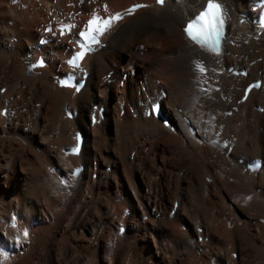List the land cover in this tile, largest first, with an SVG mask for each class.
Here are the masks:
<instances>
[{"label": "bare ground", "instance_id": "1", "mask_svg": "<svg viewBox=\"0 0 264 264\" xmlns=\"http://www.w3.org/2000/svg\"><path fill=\"white\" fill-rule=\"evenodd\" d=\"M205 1L0 0V264H264V87L241 100L264 26L256 0H222L211 53L182 29ZM141 2L66 64L94 13ZM69 72L88 73L79 93Z\"/></svg>", "mask_w": 264, "mask_h": 264}, {"label": "snow or ice", "instance_id": "2", "mask_svg": "<svg viewBox=\"0 0 264 264\" xmlns=\"http://www.w3.org/2000/svg\"><path fill=\"white\" fill-rule=\"evenodd\" d=\"M158 3H163L164 0H157ZM146 7V5H134L129 9V13L134 12L136 8ZM105 10L107 6L105 5ZM121 19L119 13L111 16L107 19L101 18L98 14L94 13L92 18L87 22L85 30L80 31L79 36L83 38L84 43L80 44L81 51H79L71 60L69 64L78 66V61L83 59L85 52L90 51L88 42H98L97 34H102L108 27L111 26L113 20ZM223 12H222V0L214 2V0H208L207 7L204 11L200 12L191 22L187 24L184 31L193 41L204 44L207 39L213 33L216 36V42L220 35V28L223 25ZM71 28L73 26H65ZM199 71L204 72L205 68L202 65H197ZM27 235V233H25Z\"/></svg>", "mask_w": 264, "mask_h": 264}, {"label": "rangeland", "instance_id": "3", "mask_svg": "<svg viewBox=\"0 0 264 264\" xmlns=\"http://www.w3.org/2000/svg\"><path fill=\"white\" fill-rule=\"evenodd\" d=\"M58 208H59V206H58Z\"/></svg>", "mask_w": 264, "mask_h": 264}, {"label": "trees", "instance_id": "4", "mask_svg": "<svg viewBox=\"0 0 264 264\" xmlns=\"http://www.w3.org/2000/svg\"><path fill=\"white\" fill-rule=\"evenodd\" d=\"M162 108V107H161Z\"/></svg>", "mask_w": 264, "mask_h": 264}]
</instances>
